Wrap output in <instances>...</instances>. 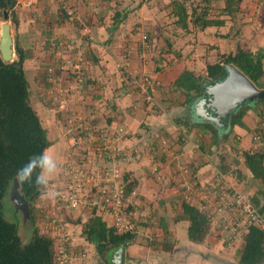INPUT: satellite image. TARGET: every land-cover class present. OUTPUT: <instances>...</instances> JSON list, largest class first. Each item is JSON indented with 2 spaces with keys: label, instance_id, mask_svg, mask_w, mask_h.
I'll return each mask as SVG.
<instances>
[{
  "label": "crops",
  "instance_id": "crops-1",
  "mask_svg": "<svg viewBox=\"0 0 264 264\" xmlns=\"http://www.w3.org/2000/svg\"><path fill=\"white\" fill-rule=\"evenodd\" d=\"M24 1L30 5L23 6ZM61 5L74 14L59 10ZM231 8L229 12L226 0H17L14 7L18 46L26 56L23 70L30 104L46 131L48 151H54L50 155L57 161L66 140L54 112L65 116L64 107L71 103L96 105L91 119H100L97 126L104 127L100 130H106L105 137L113 141L110 148L118 153L106 166L112 173H127V183L133 185L128 198L131 206H139L133 207L134 214H140L141 222L150 223L138 226L144 237L141 243L126 247L124 264L132 260L139 264H239L242 235L228 243L220 224L209 223L203 238L188 236L189 221L182 205L198 207L201 193H197L203 186L222 184L246 195L264 212V182L253 177L244 159V153L264 155V100L239 105L225 117L212 107L213 86L226 76L227 65L220 63L221 56L233 55L238 49L253 54L264 50V0H240ZM177 9L186 11V27L178 23ZM198 20L209 24L201 27ZM56 38L84 46V54L92 56L83 62L86 86L74 97L78 102L66 90L65 97H57L61 108L52 105L51 97L48 103L42 101L38 91L50 65L49 47L40 45ZM51 54L70 56L62 51ZM131 55L134 65L125 61ZM126 62L129 66H123ZM217 63L222 66L221 73L209 77L207 66ZM41 64L46 66L42 74ZM184 71L193 74L197 89L176 85ZM134 73L151 78L150 104L129 81ZM61 75L57 79L64 82L65 89L75 85V80ZM259 83L262 86L257 88L264 90V75ZM119 127H124L126 136L115 131ZM186 185L193 186L197 199H184ZM49 199L48 215L55 217L56 206L53 198ZM38 200L46 202L44 195ZM59 222L57 229L62 225ZM213 226L217 230L212 232ZM157 236L162 242L152 243ZM58 239V246L60 240L68 243L74 262L96 264L94 247L83 238L81 245L71 237ZM157 245L159 249L153 248ZM83 248L86 254L78 251ZM128 255L134 258L128 259Z\"/></svg>",
  "mask_w": 264,
  "mask_h": 264
},
{
  "label": "trees",
  "instance_id": "trees-1",
  "mask_svg": "<svg viewBox=\"0 0 264 264\" xmlns=\"http://www.w3.org/2000/svg\"><path fill=\"white\" fill-rule=\"evenodd\" d=\"M239 2L240 0H226L227 10L232 12L231 6H237ZM16 3L17 0H0V10L8 12V18L10 17V21L15 26L18 24L15 13H13ZM176 13L179 16L178 23L186 27V11L177 9ZM197 22L201 27L209 24L204 20ZM15 55L16 59L11 63L3 62L0 57V264H61L59 259L62 245L54 247L53 240L40 234L37 229L33 230L28 242L23 244L18 234L17 223L7 221L4 217V200L14 179H17V170L27 164L30 157L39 156L50 146L46 131L30 104L29 84L23 70L26 56L17 44ZM263 60L264 50L253 54L238 49L233 55L221 56L220 63L233 65L256 87H261L259 80L264 75ZM220 63L207 66L209 77H216L221 73ZM197 83L198 81L194 80L191 72L184 71L176 85L191 90L198 88ZM244 159L253 177L264 182V155L244 153ZM38 172L39 169L33 173V178ZM122 178L126 179L124 186V198L126 199L125 195L130 192L133 185L127 183L129 180L127 173H122ZM18 182L20 193L28 203H33L44 192V189L34 182ZM124 201L121 208H124ZM251 203L260 213H264L253 202ZM58 204L64 205L61 200ZM182 210L189 221V238L192 240L203 238L209 226L205 215L197 207L188 204H183ZM91 215L88 224L85 227L83 225V235L89 244H93L97 254H102L109 246L118 248L133 238L132 232L129 231L115 233V227L107 226L102 216L97 215L96 207ZM63 230L62 227L58 232H63ZM263 240L264 232L250 227L244 237L239 264H261L264 261ZM63 243L66 254L69 255L68 243ZM73 263L74 260H71L63 264Z\"/></svg>",
  "mask_w": 264,
  "mask_h": 264
},
{
  "label": "rangeland",
  "instance_id": "rangeland-1",
  "mask_svg": "<svg viewBox=\"0 0 264 264\" xmlns=\"http://www.w3.org/2000/svg\"><path fill=\"white\" fill-rule=\"evenodd\" d=\"M21 3L23 4V3H28V2L24 1ZM62 9L66 13L67 11H71L70 9H66V7L61 5L59 10H62ZM4 22L5 21L3 19V11L0 10V25ZM7 22L10 24V27H11V36L13 40L14 60H15L16 59L15 45L16 44L18 45L20 41L19 34H17L18 24L15 26V24H13L10 21V17L8 18ZM147 40H148V37H147ZM47 43L45 44V41H44L40 45V46L46 45V47H49V50H50V53H48V58L50 59V65H47L46 67L44 64H41L42 70L40 69V72L42 74L44 67H46L44 71L45 78L43 77L42 79V82H43L42 84L44 85L42 86V88L38 90L39 92H41L39 93V95L40 97L42 95V101L44 102L47 101L48 103V97H51L50 102L52 103V105L61 108L60 103H58L57 101V97H65V95L63 96L62 94H64V92H66L67 90V93H69V96H73L71 97V99H73L74 102L75 101L78 102V100L74 97H79L78 95H80V92L83 91L84 86H86L85 76L82 71L83 62H87V60L90 61V58L92 56H89L88 54L87 55L84 54L83 52L84 46L76 47V45L74 44L75 42L65 43L64 41L56 38V39H52L51 41H49V44ZM60 51L64 53L69 52L70 56L64 57L63 55H61L60 57L59 56L52 57L51 52L52 53L54 52L55 54L57 52L60 53ZM88 51H90L91 53L90 49ZM74 56L75 58H73ZM133 56L134 55L127 56V59L125 58V61H127L128 63L131 62V64H133V61H134ZM73 59H75V62H72ZM127 62L123 66H129ZM76 65L79 67L78 68L79 73H75L76 69L74 67ZM68 67L70 68V70L67 69ZM49 69H51V72H49ZM129 74H131V72ZM60 75L61 77L64 75V78L70 81L75 80V85H71L70 87H68V89H65L64 82L60 83V81L57 79V76L60 77ZM137 75H141V74H137ZM79 80H81V82H78ZM129 81H131V79H129ZM138 81H139V78H138ZM218 83L219 82H217L215 86ZM134 85H136V83H134L133 86ZM215 86H213V89ZM31 90H34V89H31ZM211 92L214 93V91H211ZM146 97L144 98L145 101H146ZM78 106H80V108H78ZM95 106L90 105V104H81V103L80 104L77 103V105L74 106L71 103L69 104V107L68 106L64 107V109H66V111H64L66 113L65 116L63 115L61 116L59 115V113L54 112L55 116L57 117V125L61 128V133H63L66 136L65 137L66 140L64 141L65 146L63 147V149L61 148V151H60L62 156L59 157V159L56 161L59 171L49 181V188L51 190H54L57 193V195L53 198V201L56 206L55 209L53 210L55 217H51L50 215H48V199L49 198H46L45 196H44V200L46 199V202L41 201V200L39 201L38 200L39 198H37L33 203H28L25 200L26 208H24V205L22 206V205L15 203V201L12 200V196H11L14 183L11 184V187L9 188L7 196L5 197V200H4L5 202L4 203V217L7 221L17 223L18 234L23 244L28 242L30 236H32L33 230L37 229L40 232V234L48 236L53 240L54 247H57L59 245L58 238H61V237L65 238V236L71 237L73 242L77 240L78 241L77 244L81 245V241L83 240L85 241V236L83 235L84 227L88 224V220L92 216L91 215L92 210L94 209L93 201L90 202V200L88 199H85V200L82 199L84 195L83 192L85 194L90 195L89 193H93L94 191L93 189L89 190V188L87 187H84V190L81 191L82 183L88 185L90 188L92 185L100 187L101 184L103 187L104 184L102 182L103 180L107 179V182H108L107 188L112 187V188H115V190L116 188L124 189L126 179L123 180L121 173L118 174V172L116 171L112 173L113 169L110 170L106 166L108 162H110L107 160L109 158L115 159L118 153H116L117 151H115L113 148H110L111 144H113V141L112 139H109V137H105V134L103 132L106 130H100L104 127L99 126V125L97 126V122L100 119H97V117H96L97 120H95V118L91 119V117L94 116L92 115V109L93 111L96 112ZM88 114H90L91 116H89ZM103 119H104V115H103ZM83 123H86L87 127ZM116 130H118L121 136H124V135L126 136L127 132L124 130V127H119L118 129L115 128V131ZM48 148L45 150V152L47 151L46 154L48 155L53 154L54 152L53 149L52 150L49 149L48 151ZM56 151L59 152L58 150ZM116 161H118V159H116ZM104 169L107 171V173H112V174L104 173L105 172ZM67 170L71 171V176L65 174ZM103 173L104 175H101ZM78 178L80 179V183H79V186L76 187L78 189V190L76 189V192H77V197H78L77 199L80 198V201H82L81 204L80 202H78L77 203L78 206L76 208H71V209L69 208V205H68V208L66 206L64 207V205L63 206L61 204L59 205L58 202H56V200L59 201L60 198H64L65 200L69 192L68 188L72 187L71 185L72 180H75ZM184 190L185 191H183V196L185 200H188L189 202L190 200L192 201L194 199H197V195L193 187H191L190 185H186ZM131 192H132V187H131L130 192L125 195L126 197L124 201L125 205L123 206L124 208H121L122 214H120L121 217L125 218L126 222L124 223L130 226L128 227L129 232H132V236H133V238L130 241H127L125 244H121L120 247H124V254H125L126 247L130 246L131 244H135L137 242L138 243L142 242L141 239L144 237V235L141 232H138L139 231L138 226L141 227V225H144V224L148 226L150 224V223L146 224L144 222H141L139 220V218H141L140 214H134L136 208L137 207L139 208V206H138V203L136 204L133 203L134 206H131L132 202L128 198ZM197 194H200L199 196H201V198H198L199 204L197 205L199 206L197 208L201 210V207L203 206L205 208L204 212H207L206 209L208 208V205H211V204L210 203L205 204V201L203 200L204 194L207 195V190H205V186H203L201 191H198ZM134 197L136 198L135 195L134 196L132 195V200L134 199L135 201ZM112 198L113 200H116L114 197ZM49 200L52 201V198ZM110 206H113V205L109 203L107 207H110ZM43 207H45L44 211H43ZM133 207H135V210ZM97 215L102 216V219L108 222L110 226L113 225L114 215H112L111 217V215L105 213V211H103L102 209L99 210V206L97 209ZM58 216H60L61 218H58ZM59 219H61L62 221H60ZM58 222L59 224H62L61 228L64 227V230L61 233L58 232L59 228L58 229L56 228V226L58 225ZM82 222H84L83 228H82ZM131 222H133V226H131L132 225ZM136 222H138L137 226L135 225ZM68 225L70 228L69 230H66V227ZM216 228L215 226H213L211 228L212 232L216 231L217 230ZM119 229L120 228L118 229L115 228V233H118V234L122 233L120 232L121 229L120 230ZM67 233H70V235H68ZM159 233H161V231ZM163 233H165V231H163ZM242 236L244 240L245 234L242 233ZM157 238L160 239L161 236H157L156 238H154V240H151V242L155 244L157 243L160 244L162 241L158 240ZM227 240H229L228 235H227ZM62 242L63 240H60V245L62 244ZM84 245L86 244L84 243ZM159 247L160 246L157 245V247H153V248L159 249ZM118 250H119V247L117 248L114 246H109L102 252V254L96 253L97 260L95 263L96 264H115L114 263L115 256L118 254L117 253ZM78 251L80 252V254H86V249L84 248H83V251H80L79 249ZM127 257L128 259H131L132 256L130 257L128 255ZM87 258L88 256H86L84 259H87ZM69 261H71V259H68V262ZM73 264H78V261L74 262ZM127 264H139V263L135 260H132V261H128Z\"/></svg>",
  "mask_w": 264,
  "mask_h": 264
},
{
  "label": "built area",
  "instance_id": "built-area-1",
  "mask_svg": "<svg viewBox=\"0 0 264 264\" xmlns=\"http://www.w3.org/2000/svg\"><path fill=\"white\" fill-rule=\"evenodd\" d=\"M22 4V3H21ZM23 6H29L30 3H23ZM69 16H72L74 13L72 11H67ZM146 35L142 36V41L147 42ZM76 69L75 73H79V67L76 65L74 67ZM51 72V69H49ZM139 78V81H138ZM131 82L138 88V91L146 97V102L151 103L152 97L151 93L153 92V84L152 80L148 75H137L134 74L130 77ZM78 82H81L79 80ZM67 175L71 176V171H66ZM97 179V178H96ZM102 182V181H100ZM80 179L72 180V187L68 188V194L64 200V198H60L61 201L64 203V207L68 208H76L78 206V202L80 198L77 199V192L76 187L79 186ZM100 187L92 185L91 188L82 183L81 191L84 190V187L89 188V190L93 189V193L85 194L83 192L82 199H88L90 202L93 201L94 207L99 210L102 209L105 213L114 215V222L113 226L115 228H120V232H127L129 231L130 226L124 223L125 218L121 217L122 214L121 207L123 205L124 198V189L120 188L115 190V188H107L108 182L107 179L103 180ZM106 187V188H105ZM193 187V186H191ZM78 190V189H77ZM205 190H207V195L204 194L203 200L205 204L208 205L206 209L207 212H204V207H201V213L205 215L206 219L209 223H217L220 224L222 228V232L226 233L229 237L227 240L228 243H232L243 234L248 233V229L250 227L257 228L260 231L264 232V213H260L251 203L250 199L235 190L229 189L222 184H209L207 187L205 186ZM81 193V192H80ZM114 197L116 200H113ZM98 202V203H96ZM111 203L113 206L107 207V205ZM98 204V205H97ZM97 205V206H96ZM207 214V215H206ZM219 226V227H220ZM58 231H61V226H59ZM61 233V232H59ZM65 242V241H63ZM62 242V247L60 248V261L61 264L71 259L69 255L66 254L64 243ZM263 251H264V240H263ZM72 260V259H71ZM264 263V261H263Z\"/></svg>",
  "mask_w": 264,
  "mask_h": 264
},
{
  "label": "water",
  "instance_id": "water-1",
  "mask_svg": "<svg viewBox=\"0 0 264 264\" xmlns=\"http://www.w3.org/2000/svg\"><path fill=\"white\" fill-rule=\"evenodd\" d=\"M7 18L8 12L3 11V19L5 22L0 25V57L3 62L11 63L14 61V48L11 27L7 22ZM225 71L226 76L213 89L215 98L212 107L218 116L225 117L239 105L264 98V90H259L236 67L227 65ZM13 183L12 200L19 205H24V208H26V201L20 193L18 180L14 179ZM117 253L114 263L124 264V247H119Z\"/></svg>",
  "mask_w": 264,
  "mask_h": 264
},
{
  "label": "clouds",
  "instance_id": "clouds-1",
  "mask_svg": "<svg viewBox=\"0 0 264 264\" xmlns=\"http://www.w3.org/2000/svg\"><path fill=\"white\" fill-rule=\"evenodd\" d=\"M39 169L33 178V173ZM57 163L52 155L41 153L39 156L30 157L27 164L17 170L16 177L20 182H34L44 189L46 198H54L57 193L49 188V181L58 173Z\"/></svg>",
  "mask_w": 264,
  "mask_h": 264
}]
</instances>
